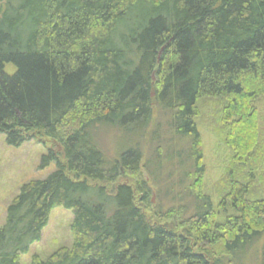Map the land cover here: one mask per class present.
<instances>
[{"label":"trees","instance_id":"trees-1","mask_svg":"<svg viewBox=\"0 0 264 264\" xmlns=\"http://www.w3.org/2000/svg\"><path fill=\"white\" fill-rule=\"evenodd\" d=\"M260 97L264 0H0V133L15 148L59 146L41 163L56 170L7 208L0 264H21L58 207L72 212V245L31 264H264V198L231 181L221 206L235 214L218 220L195 121L199 101H224L225 141L243 164ZM164 127L174 149L158 147L153 165L137 141H160ZM103 128L122 135L112 159ZM142 170L166 180L169 206L152 208Z\"/></svg>","mask_w":264,"mask_h":264},{"label":"rangeland","instance_id":"rangeland-1","mask_svg":"<svg viewBox=\"0 0 264 264\" xmlns=\"http://www.w3.org/2000/svg\"><path fill=\"white\" fill-rule=\"evenodd\" d=\"M224 106L225 102L218 99L201 100L197 105L198 113L195 119L202 138L203 165L205 166L203 193L210 195L218 220H224L235 214L231 204H225V212L221 206L231 181L248 186L247 198L249 200L254 201L264 198V97H260L251 103L252 113L256 118V137L253 147L244 157L245 162L243 164L234 162L233 151L225 141V128L222 125ZM162 121L163 118L157 123ZM157 123L152 125L150 132L152 129L153 131L156 129L154 126ZM164 131L166 135H162L158 142L150 143V137L149 139L140 140V142L137 141L145 154V160H149V163H153L157 159L158 147H164V157L174 149H172V144L175 141L173 140L174 137L170 136L169 133L167 134L165 127ZM96 136L105 156L110 159L114 158L119 144L123 142L122 135L117 131L103 128L96 132ZM45 144L33 140L15 148L9 146L6 142V136L0 133V228L6 224L7 208L18 195L20 188L31 181L46 179L56 170V164L52 162L48 167H41L42 159L47 155L49 148L59 150V146L54 142L46 141ZM183 152L186 155V150H183ZM184 167L186 168L185 173L189 172L190 163L187 160ZM160 175L156 176L160 181L153 184L149 182L150 178L146 170H142V176L151 184L149 185L153 190L151 196L153 209L154 207L159 208L160 205L165 207L167 204L166 207L169 206V197H164L167 183H164L166 182L165 179L161 180ZM134 180L131 177L124 179L122 182L131 183ZM190 183L189 181L184 184L182 192H184L185 186V192H188L186 188ZM169 193L174 197L176 196L175 189L174 191L171 189ZM182 203V205H187L188 199L182 200ZM182 216L186 217V214ZM177 218L182 217L177 216ZM72 221L73 215L70 210L63 207L55 208L51 212L49 222L42 232L41 240L31 245L26 254L21 255V264H31L34 256L47 259L59 249L70 248L73 241L71 234ZM210 252L214 258H220L223 255L222 246H214L210 249ZM225 259L227 260V258ZM256 262V257L251 256L245 264H257ZM226 264H228V261Z\"/></svg>","mask_w":264,"mask_h":264}]
</instances>
